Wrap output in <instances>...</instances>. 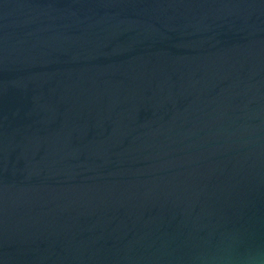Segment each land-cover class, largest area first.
<instances>
[{
    "label": "water",
    "instance_id": "1",
    "mask_svg": "<svg viewBox=\"0 0 264 264\" xmlns=\"http://www.w3.org/2000/svg\"><path fill=\"white\" fill-rule=\"evenodd\" d=\"M0 264H264V0H0Z\"/></svg>",
    "mask_w": 264,
    "mask_h": 264
}]
</instances>
